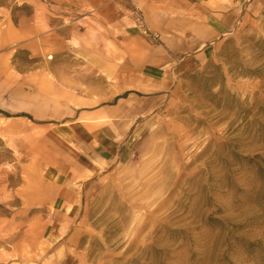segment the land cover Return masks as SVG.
<instances>
[{
	"label": "rangeland",
	"instance_id": "rangeland-1",
	"mask_svg": "<svg viewBox=\"0 0 264 264\" xmlns=\"http://www.w3.org/2000/svg\"><path fill=\"white\" fill-rule=\"evenodd\" d=\"M79 6L0 0V72L24 70L33 84L41 69L64 87L48 71V36L58 51L67 30L66 54L79 55L81 38L90 55L95 32L79 31ZM104 44L103 64L72 71L117 83L106 62L115 48ZM167 70L162 112L131 129L94 176L55 174L68 152L51 121L0 113V264H264V0L207 57ZM15 80L0 90L12 112L5 90ZM62 184L75 198L58 212Z\"/></svg>",
	"mask_w": 264,
	"mask_h": 264
},
{
	"label": "crops",
	"instance_id": "crops-1",
	"mask_svg": "<svg viewBox=\"0 0 264 264\" xmlns=\"http://www.w3.org/2000/svg\"><path fill=\"white\" fill-rule=\"evenodd\" d=\"M79 1L80 22L85 23L79 31L95 32L97 44L88 55L80 38L79 55L72 56L65 52L68 48L73 52L67 30L58 51L53 35L48 36V47L55 53L46 63L48 71L64 81V87L53 83L41 69L34 71L37 81L33 84L25 81L24 70L16 75L0 72L3 93L7 82L16 78L12 90L6 89L5 94L16 96L17 107L15 112L0 107V113L15 117L30 114L51 121L48 125L53 136L68 152L64 169L55 174L75 177L94 176L104 169L115 159L122 138L131 129L152 113L162 112L167 103L163 91L167 89V64L189 59L199 62L236 22L260 6V0ZM105 41L115 48L106 62L112 64L111 79L117 83H106L98 70L89 74L81 69L72 71L73 65L85 62L103 64ZM62 185L59 190L67 198L62 195L56 200L58 212L65 209L69 197L75 198L74 190Z\"/></svg>",
	"mask_w": 264,
	"mask_h": 264
},
{
	"label": "bare ground",
	"instance_id": "bare-ground-1",
	"mask_svg": "<svg viewBox=\"0 0 264 264\" xmlns=\"http://www.w3.org/2000/svg\"><path fill=\"white\" fill-rule=\"evenodd\" d=\"M51 57V55L48 56V58Z\"/></svg>",
	"mask_w": 264,
	"mask_h": 264
}]
</instances>
